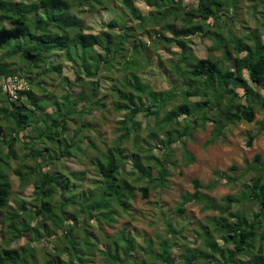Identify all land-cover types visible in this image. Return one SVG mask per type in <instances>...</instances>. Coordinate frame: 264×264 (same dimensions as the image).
I'll return each mask as SVG.
<instances>
[{
	"label": "trees",
	"instance_id": "1",
	"mask_svg": "<svg viewBox=\"0 0 264 264\" xmlns=\"http://www.w3.org/2000/svg\"><path fill=\"white\" fill-rule=\"evenodd\" d=\"M113 1L0 0V79L13 77L17 72L29 78L34 71V77L28 80L40 92V84L45 78L60 74V64L69 65L74 76L64 98L49 102L55 114L42 119V127L34 137L31 136L29 144L18 140H22L25 131L31 129L35 115L43 113L49 96L45 99L42 94L28 89L18 94L17 101L11 102L6 94H2L5 102L2 117L12 127L7 128V136L0 126V228L7 223L10 242L29 235L31 246L10 248L2 232L0 264H38L39 260L42 264H91L92 250L97 242H90L86 223L96 216L103 224L112 227L118 213L115 208L119 207L122 215L128 213V201L134 198L136 191L146 199L151 186L162 187L169 176V158L176 142L191 137L198 127L204 129L210 123L212 139L208 143H212L222 137L230 125L252 123L256 113L264 111V38L257 30L244 36L241 26L235 25L232 10L235 0H196L195 6L186 12L183 0H139L148 8L145 14L136 5L137 0H121L127 10L124 13L136 22L134 25L124 21L123 12L114 14ZM97 7L112 15L107 30L98 34L84 32L83 15L92 14ZM230 12L232 14L227 16ZM222 17L225 19L221 20ZM179 18L184 24L177 27L175 22ZM6 23L8 27L4 26ZM142 32L153 36L149 45L140 39ZM194 36L211 40L203 58H198L187 44ZM11 43L14 46L9 49ZM171 46L177 51L171 53L172 58L165 69L179 79L181 85L173 90L169 78L168 94L157 93L142 79L141 73L150 63V53ZM95 47H99L100 52L96 53ZM217 51H223L222 58L216 57ZM12 58L20 60L21 65L9 66L8 60ZM101 71L115 81L109 89L111 105L121 115L117 122L119 136L114 142L115 147L104 146L103 152L87 140L96 125L82 120L93 106L105 114L104 102L97 98ZM85 77L91 80L87 81ZM75 84L80 89L77 95L72 92ZM169 103L171 107L163 122L171 125L182 117L181 133L169 128L163 131V139L152 136L155 143L148 145V152L163 150L162 160L151 158L154 166L145 167L133 159L131 175L135 173L146 181L144 186L136 188L121 180L122 165L128 155V149L122 146L131 137L137 139L140 125L135 120L137 115L151 117L159 109L165 110ZM73 115L76 120H72ZM73 125H77L73 136L64 141V146L57 152L55 146ZM259 126L264 136V120ZM247 136V146H251L254 136L249 133ZM16 141L28 151L25 159L33 161V166L22 164L14 170L20 181L19 187H32L35 203L32 208H27L23 199L16 200L17 209L9 204L12 184L7 172H11L9 161L17 158L13 149ZM47 142L55 145L54 148H49ZM82 142L86 148L96 151L94 165L99 179L93 182L96 186L94 192L86 190L77 194L82 187L75 179L72 182L75 174H62L57 163L59 159L77 153L85 155L80 149ZM3 147L8 151L5 154ZM184 158L185 165L194 162L193 155L187 151ZM253 161L255 166L250 170L258 175L251 179L249 186L243 187L240 196H226L222 206L200 192L203 186L198 180L192 181L195 191L183 196L175 213L184 216L185 205L195 202L203 204L204 209L217 212L218 216L211 228L199 226L198 239L203 249L184 248L180 251L182 264H264V150L256 154ZM1 163L6 168L1 167ZM154 168L155 175L152 174ZM221 178L228 182L237 181V177L224 173ZM244 202L255 204L257 211H243ZM232 206L236 207L234 211H231ZM78 215L82 218L77 219ZM48 221L50 228L46 224ZM166 231L159 252L150 251V246L148 250L140 248L146 262L150 256L159 263L174 264L172 250L185 229L175 230L167 221ZM42 241L46 244L40 247ZM107 244L109 250H105L104 255L112 264H146L134 258L135 254L132 256L134 239L125 234V229L115 238L108 239ZM255 245L257 250L254 253Z\"/></svg>",
	"mask_w": 264,
	"mask_h": 264
},
{
	"label": "rangeland",
	"instance_id": "2",
	"mask_svg": "<svg viewBox=\"0 0 264 264\" xmlns=\"http://www.w3.org/2000/svg\"><path fill=\"white\" fill-rule=\"evenodd\" d=\"M195 4L196 0H183L182 6L184 12L191 7H194ZM136 5L143 14L147 12L148 8L139 0H137ZM111 6L116 8L114 14L127 11L122 5L121 0L113 1ZM108 9L109 5H107V10ZM107 10H101V8L99 9V7H97V9L90 15L82 14L84 16L82 17L84 28H86L84 32L98 34L102 31H106V25L112 18V15ZM232 10L235 25L238 24L241 26L239 28L242 30L241 32L244 36L247 33H251L253 30H257V33L264 38V0H235V8ZM231 14V12L227 13V16H230ZM126 15L127 14L124 13V21L127 22L128 25L136 24V22L131 21ZM224 19V17L221 18V20ZM183 24L184 21L181 18L177 19L175 22L177 27H180ZM4 26L8 27V24L6 23ZM139 37L143 43L148 45L153 39V36L146 32H142ZM187 44L191 47L198 58H203L207 54L208 47L211 46V40L202 39L200 36H194L187 41ZM13 46L14 45L11 43L9 49H12ZM94 51L98 53L100 52V48L95 47ZM175 51H177V48L171 46L167 48L162 47L154 54L150 53L152 55L150 63L147 69L141 73L142 79L149 83L151 89L157 93L168 94L170 86L167 79L169 78L172 82L173 90L174 88H179L181 85V81L173 77L172 74L165 69L168 60L172 58L171 53ZM215 55L216 57L222 58L224 53L223 51H217L215 52ZM13 62H15V64H12ZM55 62L56 59L53 58V64H55ZM8 63L9 66L15 65V67L16 65H21L20 60L17 61L16 58L8 60ZM27 64L28 63H25L24 65ZM58 67L61 70L60 74L53 75L51 78H45L40 84L42 88H40V92L38 91L37 86L28 80L34 77V71L29 74V78L23 77L22 73L18 72L14 75L22 78L26 83L25 91L31 89L34 93L45 96V99L49 96L47 99V101H49L46 102L47 105L45 106L43 113H40L37 116L35 115L33 118V124H31V129H27L23 135V139L18 141L29 144L31 136L34 137L42 127V119L55 114L50 103L53 101H61L66 95L67 90H69V84L74 80L70 67L69 65L66 66L64 64H60ZM164 73L166 74L163 75ZM100 77L102 78V81L97 98L103 100L105 105L103 111L105 114L102 113V110L93 106V110L88 114L86 113V115L82 117V120L92 122L96 125V130L93 131V134L90 135L87 140H91V142L97 146L99 152H103L105 147H115L114 142L119 136V132H117L119 125L117 122L120 120L121 115L115 112L111 105L112 96L109 89L115 81L112 82V79L110 80L104 71H101ZM85 80L90 81L91 78L85 77ZM1 83L2 79H0V126L3 128L4 134L8 136L7 128L12 127V125L6 123L2 117L5 102L2 96L3 92L1 90ZM86 87L88 86L86 85ZM79 90L80 89L76 84L72 88V92L75 95L79 93ZM85 92L88 93V91ZM146 102L147 100H145L144 103ZM170 107L171 103L167 105L165 110L159 109L153 116L148 118L142 115L136 116L135 120L140 123L136 137L137 139L134 140V137H131L126 144L122 146V148L128 149V155L125 156L122 165V181L129 182L136 188L144 186L146 181L139 179L138 175L135 173L134 175H131L134 170L132 166L133 159L139 160V162L145 167L151 165L154 166V161H152L151 158L157 157L162 160L163 150L156 149L152 151V153L148 152V145L155 143V141H152V136H157V138L163 139V131L168 130L169 128L177 130V134L181 133L184 122L182 117L177 119V121H173L171 125L163 122L166 111H169ZM72 117V120H76V115H73ZM49 120L50 119L47 120L48 123ZM262 120H264V111L257 112L254 122H243L239 125L232 124L227 128L222 137L215 139L212 143H208L212 139V125L208 123L204 129L198 127L191 137H184L181 141L176 142L173 154L169 158V176H167L166 183L162 187L158 188L151 186L146 199H143L141 193L136 191L134 198L128 201L130 211L124 215H122V210L116 206L117 208L115 209L118 213L117 216L114 217L116 221L112 227L103 224L96 216L86 223L85 228L90 232V242H97V246L92 250L93 255L90 258L91 264H112L104 255V251L109 250L107 240L115 238V236H117L123 229H125L126 235H129L134 239L132 256L135 254L134 258L139 262H146L145 256L142 254L141 250H148L149 246L150 251L159 252L161 250V239H164L166 236L167 221L173 225L175 230L180 228L185 229L184 234L182 235L183 237L177 241V245L172 250L174 264H182L179 254L182 249H203L202 242L198 239L199 226H209L211 228L217 219L218 213L204 209L203 204L189 202L185 205L186 211L184 216L179 217L175 213V208L178 204L182 203L185 194H192L195 191L192 184L193 180L199 181L201 186H203V188L200 189V192L212 199L218 206L224 204L223 199L226 196L238 197L241 195L243 187L245 185L249 186L251 179L258 175L251 171L250 168L255 166L253 161L255 155L262 153L264 150V136L259 129V123ZM76 127L77 125L71 126L70 131L62 136V141L57 143L56 146L50 142H47V146L49 148H54V146L55 148L57 147L58 152V148L64 146V141H67V139L73 136ZM162 127L163 130L161 131ZM248 133L254 136L251 146H247ZM18 141H16L13 147L15 154H17V158L9 161L11 172H7V178L12 184L9 204L11 208L17 209L18 204L16 200L23 199L27 202L26 207L32 208L35 203L31 185L23 188L19 187L20 181L14 174V170L22 164L33 166L32 159H25V155L28 151L24 149L23 144ZM101 144L103 145L100 146ZM80 146V149L84 150L85 155L77 153L76 155H71V157L59 159V162L57 163V169L62 174H75L74 178H72V182H74L75 179V181L82 187L77 194L81 191L85 192L86 190L94 192L95 185L93 182L99 179V175L97 174L94 165L96 161V151L92 148H86L83 142ZM2 150L4 154L8 152L5 147H3ZM185 151L189 152L194 157V162L188 165L183 164L185 160ZM1 167L6 168L2 163ZM59 167H61V169H59ZM223 173L234 178L237 177V181L232 180L228 182L225 178H221ZM152 174H156L155 168L152 170ZM217 180L218 182H216ZM211 185H213V187L210 188L209 186ZM245 205L246 207H244L243 211H257V206L255 204L244 202V206ZM235 209L236 207L232 206L231 211H234ZM80 218H82V216L78 215L77 219ZM46 224L49 228L51 227L49 221ZM2 232L5 234L4 238L6 242H9L8 246L10 248L31 246V242L28 239L29 235L10 242V234H7V223H4L0 228V234ZM217 242L218 244H221V241L218 240ZM45 244L46 242L42 241L40 247ZM184 245L186 247H184ZM40 247L37 249L38 252L41 251ZM256 250L257 246L255 245L254 253ZM119 256L120 258H123L122 254ZM63 258H65V256ZM148 258L149 262H146V264H164L154 261L150 256H148ZM217 258H219V256H217ZM131 259L133 260V258ZM243 259L246 260L247 258L243 257ZM132 263L133 262H129V264ZM38 264H42V262L39 260Z\"/></svg>",
	"mask_w": 264,
	"mask_h": 264
},
{
	"label": "built area",
	"instance_id": "3",
	"mask_svg": "<svg viewBox=\"0 0 264 264\" xmlns=\"http://www.w3.org/2000/svg\"><path fill=\"white\" fill-rule=\"evenodd\" d=\"M1 90L11 102L17 101L18 94L26 89V83L17 76L6 77L1 83Z\"/></svg>",
	"mask_w": 264,
	"mask_h": 264
},
{
	"label": "clouds",
	"instance_id": "4",
	"mask_svg": "<svg viewBox=\"0 0 264 264\" xmlns=\"http://www.w3.org/2000/svg\"><path fill=\"white\" fill-rule=\"evenodd\" d=\"M25 91V90H24Z\"/></svg>",
	"mask_w": 264,
	"mask_h": 264
}]
</instances>
